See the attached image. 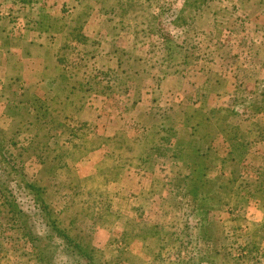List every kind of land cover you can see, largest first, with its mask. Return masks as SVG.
<instances>
[{
	"label": "rangeland",
	"instance_id": "1",
	"mask_svg": "<svg viewBox=\"0 0 264 264\" xmlns=\"http://www.w3.org/2000/svg\"><path fill=\"white\" fill-rule=\"evenodd\" d=\"M195 1L0 0V183L72 238L0 264H264V0Z\"/></svg>",
	"mask_w": 264,
	"mask_h": 264
},
{
	"label": "trees",
	"instance_id": "2",
	"mask_svg": "<svg viewBox=\"0 0 264 264\" xmlns=\"http://www.w3.org/2000/svg\"><path fill=\"white\" fill-rule=\"evenodd\" d=\"M195 1V0H194ZM199 1V0H197ZM196 2V1H195ZM195 7H197V4H195ZM180 19V23H183L184 20L181 19V16H179ZM185 22V21H184ZM18 129L14 131V133L17 135L18 134ZM5 138L4 136H2L0 138V152H1V148H3V142H4ZM3 146V147H1ZM3 152V149H2ZM198 153V152H196ZM5 154V153H4ZM0 155H2L0 153ZM201 157V156H199ZM202 166H204V163H201ZM204 169H207V166H205ZM194 178V176H189L188 179V183H190L192 181V179ZM201 181V180H199ZM210 183V178H205L201 181L202 186H208ZM26 188L28 189H34L31 185L29 184H24ZM0 196L2 199L1 202V208L2 206H4V210H0V212H3L4 215L6 216V218L8 219L7 221L11 220V224L10 227H14L17 230H21V234L19 236V239H22V241L24 243H28L30 244L31 248L36 250L38 253H40V257L45 256L46 255V250L47 251H51L53 252L54 246H50V242L49 240H53L55 241L57 236H60L61 238H63L61 241H65L67 245H69V242L72 241V238L69 237L67 231L65 230V228H56L55 233H45V234H35L34 232H32V230L30 229V227L25 226V216L22 212V209L18 206V204L16 203V197H13L12 192L10 191V189L8 188V186L5 183H0ZM36 197V198H34ZM33 199L34 201H38V202H42L40 201V196L37 194V196H34ZM43 209H45V206L43 207ZM49 221L52 223L54 222V219H49ZM54 224V223H52ZM63 244V243H62ZM77 248H76V254L77 255H81L91 259L92 258V254H89L86 252V250L82 249V247L80 245L77 244ZM41 247L45 248L42 249ZM75 251H73L75 253ZM49 258V257H48Z\"/></svg>",
	"mask_w": 264,
	"mask_h": 264
},
{
	"label": "crops",
	"instance_id": "3",
	"mask_svg": "<svg viewBox=\"0 0 264 264\" xmlns=\"http://www.w3.org/2000/svg\"><path fill=\"white\" fill-rule=\"evenodd\" d=\"M2 29H0V32H2L1 31ZM32 33H34V34H36L35 32H33V31H31ZM37 33H38V31H37ZM10 36H13V37H16V39L14 40V41H16V40H18V36H15V34L12 32V31H10V34H9ZM0 36H1V33H0ZM10 36H8V37H10ZM37 36V35H36ZM26 37V36H25ZM37 38V37H36ZM27 40H30V42L29 43H33V42H37V40L38 39H35L34 37H28V39ZM26 44H28V43H26ZM0 45H2V44H0ZM24 45H25V43H23L22 44V42H21V44H18V43H11L9 46H7V43L5 44V45H2L3 47H4V52L6 53L7 51H11V50H16V49H18V48H20V50L22 51L23 50V47H24ZM11 54H13V53H11ZM11 54H9V55H11ZM20 54H21V52H20ZM11 57V56H10ZM20 60H21V62H20ZM7 63V62H6ZM19 63H21L22 64V57H21V55H20V58H19ZM214 110H216L217 112H221L220 110H222V109H219V108H216V109H214ZM229 127V126H228ZM231 137H233L232 135H231Z\"/></svg>",
	"mask_w": 264,
	"mask_h": 264
}]
</instances>
